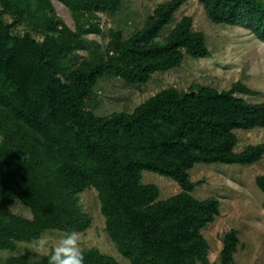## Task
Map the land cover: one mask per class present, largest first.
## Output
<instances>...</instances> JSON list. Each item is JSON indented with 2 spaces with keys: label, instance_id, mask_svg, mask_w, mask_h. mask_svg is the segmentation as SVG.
Returning <instances> with one entry per match:
<instances>
[{
  "label": "trees",
  "instance_id": "trees-1",
  "mask_svg": "<svg viewBox=\"0 0 264 264\" xmlns=\"http://www.w3.org/2000/svg\"><path fill=\"white\" fill-rule=\"evenodd\" d=\"M74 30L58 18L52 0H0V251L15 253L47 232L83 233L92 217L79 196L94 189L105 232L130 264H216L202 231L219 216L216 197L193 196L197 164L251 166L264 156V141L236 152L237 131L264 128V102L242 82L219 91L202 85L163 89L131 113L97 116L88 102L101 79L143 86L185 58L210 56L206 36L184 16L165 36L176 11L189 0L155 7L128 37L116 25L105 52L94 43L79 63L83 38L100 33L98 14L115 15L123 0H57ZM215 25L248 29L264 43L261 0H198ZM10 19L8 23L6 19ZM95 22V23H94ZM22 27V33H13ZM143 172L170 178L181 191L159 200ZM263 194L264 175L255 178ZM22 207L29 217L12 210ZM239 232L224 234L218 264H235ZM85 264H119L96 248ZM25 255L0 264H49Z\"/></svg>",
  "mask_w": 264,
  "mask_h": 264
},
{
  "label": "rangeland",
  "instance_id": "rangeland-1",
  "mask_svg": "<svg viewBox=\"0 0 264 264\" xmlns=\"http://www.w3.org/2000/svg\"><path fill=\"white\" fill-rule=\"evenodd\" d=\"M167 1L170 0H123L119 13L113 16L98 14L96 22L100 27V33L83 38L84 49L78 53L77 63L87 56L94 43L100 44L102 51L105 52L111 28L119 25L128 37L142 27L144 20L152 14L157 5ZM52 4L58 18L74 30L68 9L57 0H52ZM184 16L192 18V28L206 36L210 51L208 58L197 60L185 58L180 68L157 73L143 86H128L114 78L101 79L95 88V96L88 102V110L97 116L113 112L131 113L145 100L169 87L186 91L193 85H202L222 91L230 89L235 82H242L260 93L257 97H245L247 101L263 103L264 43L244 24L235 27L213 24L198 0H189L182 5L162 36H165ZM6 21L11 23L9 18ZM12 32L22 33L23 29L15 27ZM235 134L238 138L236 152L264 141V128L237 131ZM260 175H264V156L261 161L251 166L197 164L189 172L190 181H204V184L193 192L195 198L204 200L216 197L220 201L219 216L202 231L210 246L208 252L210 263H219L223 236L231 229H236L239 232L240 244L235 255V264H264L263 194L255 185V178ZM141 183L156 185L160 191L159 200L177 195L181 191L178 184L170 178L155 173L143 172ZM79 198L83 211L92 217L90 228L78 233L81 251L96 248L100 253L115 258L119 264H130L118 253L105 232V221L100 212L96 191L87 190ZM12 210L29 217L22 207H14ZM66 235L67 233L57 231L47 232L42 235L48 240L46 248L36 249L33 243H19L15 253L0 251V259L12 255H25L30 260H40Z\"/></svg>",
  "mask_w": 264,
  "mask_h": 264
},
{
  "label": "clouds",
  "instance_id": "clouds-1",
  "mask_svg": "<svg viewBox=\"0 0 264 264\" xmlns=\"http://www.w3.org/2000/svg\"><path fill=\"white\" fill-rule=\"evenodd\" d=\"M36 249H44L48 240L40 236L33 241ZM49 264H85L84 253L80 248V237L75 231L68 233L52 249Z\"/></svg>",
  "mask_w": 264,
  "mask_h": 264
}]
</instances>
